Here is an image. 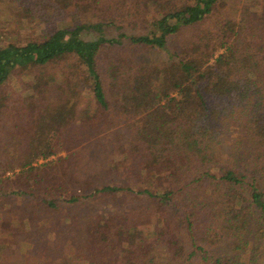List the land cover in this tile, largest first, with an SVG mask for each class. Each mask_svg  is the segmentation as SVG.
<instances>
[{"label":"trees","instance_id":"1","mask_svg":"<svg viewBox=\"0 0 264 264\" xmlns=\"http://www.w3.org/2000/svg\"><path fill=\"white\" fill-rule=\"evenodd\" d=\"M12 1L34 26L0 42V123L29 120L11 150L0 139V202H14L3 239L53 232L29 264H264V1L250 31L221 17L227 0ZM127 1L145 33L112 17ZM17 71L30 76L18 92ZM117 122L111 155L85 172L81 139Z\"/></svg>","mask_w":264,"mask_h":264},{"label":"rangeland","instance_id":"2","mask_svg":"<svg viewBox=\"0 0 264 264\" xmlns=\"http://www.w3.org/2000/svg\"><path fill=\"white\" fill-rule=\"evenodd\" d=\"M264 0H227V7H224L221 11V17L231 15L237 21H240L241 17H246L249 23H244V30H251L253 25L257 23L258 18L256 16V8L260 11L259 5L257 2H263ZM123 7L118 6V12H104L101 8L97 9L102 12H95L98 15H112L113 18H118L123 26L121 31L127 33H145V24H141L142 14L136 9L133 1L122 2ZM19 4H16L12 0H0V42L1 40H5L9 34H13L14 31H20L21 38H25L29 36V33L32 31L33 23H29L27 19H19L18 15L21 13L20 11L23 9ZM226 8V9H225ZM162 10V9H161ZM258 11V12H259ZM84 16L91 17V12H83ZM152 17L156 16V11L153 9L149 12ZM122 17V19H120ZM217 17V15H216ZM218 18V17H217ZM26 20V21H25ZM135 22H139L138 25H133ZM241 22V21H240ZM119 30L111 28L108 30V36H115ZM9 33V34H8ZM18 38L17 34L13 37L14 40ZM177 39L170 40V44L177 45L175 42ZM135 57L139 61L143 62H159L167 59L166 52L152 49V48H137L135 49ZM29 74H26L23 71L14 72V75L11 77L6 87L15 91L22 90V82L29 81ZM21 106V104L17 105ZM9 116L3 118L4 120L0 123V139H2L5 143L2 146H6L11 150L9 145L7 144L11 138H14L16 142V137L24 138L23 133L26 132L29 128V120L27 115L23 110L17 112V110H12L9 113ZM122 124L116 125L106 129L104 133L96 134L94 133L92 136H88L86 134L85 138H82L79 143V146L76 148V152L80 155V160L83 165L85 172H90L93 169L99 167L98 164H103L107 157L111 155V139L113 138V131L121 126ZM42 161V160H40ZM3 166L0 163V171ZM90 170V171H89ZM5 175H11V171H7ZM260 187L264 190V183L260 184ZM105 201V200H102ZM112 200L105 202H96L91 201L89 205V201L79 205L75 210L80 214H87L88 211L93 208H98L99 206H103L105 208L110 207L109 204ZM14 206V202H0V218H5L4 213L10 210ZM43 226V225H42ZM53 232L49 231L46 233H37V232H29L27 231L24 235H21L15 241L12 237L7 236V239H3L0 231V260L1 254L3 253L1 250H5V257L0 261V264H29V256L34 253L38 244L41 240L38 238H42V242L45 243L47 241H51L54 238ZM13 246V247H12ZM82 249V247L80 248ZM34 250V251H33ZM33 251V252H32ZM222 251L228 252L227 254L232 255L233 251L230 249L229 245L223 247ZM221 251V252H222ZM66 252H68L66 250ZM72 254H79L78 250L72 249ZM81 254H84L83 250H81ZM159 255V258L156 259V264H160L164 262L167 264L168 259L166 258V254L164 253H156ZM260 255L264 258V246L261 248ZM260 256V257H261ZM243 262V258H241ZM247 262V261H246ZM74 263L71 260V264ZM82 264H87V261H82ZM241 264V263H239Z\"/></svg>","mask_w":264,"mask_h":264}]
</instances>
